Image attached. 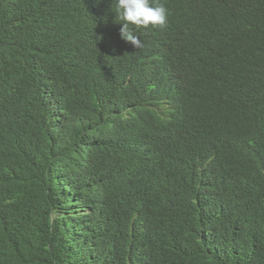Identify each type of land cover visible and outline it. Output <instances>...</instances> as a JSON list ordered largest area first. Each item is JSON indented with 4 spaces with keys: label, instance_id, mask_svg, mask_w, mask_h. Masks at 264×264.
<instances>
[{
    "label": "trees",
    "instance_id": "1",
    "mask_svg": "<svg viewBox=\"0 0 264 264\" xmlns=\"http://www.w3.org/2000/svg\"><path fill=\"white\" fill-rule=\"evenodd\" d=\"M161 2L0 0V264H264V0Z\"/></svg>",
    "mask_w": 264,
    "mask_h": 264
},
{
    "label": "clouds",
    "instance_id": "2",
    "mask_svg": "<svg viewBox=\"0 0 264 264\" xmlns=\"http://www.w3.org/2000/svg\"><path fill=\"white\" fill-rule=\"evenodd\" d=\"M115 12L121 23L120 37L125 42H130L136 49L143 47L140 36L136 35L130 25L147 28H163L167 23L168 9L161 0H115ZM165 105H161L164 110ZM121 191L123 178H120Z\"/></svg>",
    "mask_w": 264,
    "mask_h": 264
}]
</instances>
